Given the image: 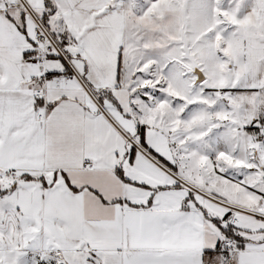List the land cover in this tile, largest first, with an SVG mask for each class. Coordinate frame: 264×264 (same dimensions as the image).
Instances as JSON below:
<instances>
[{
	"label": "snow or ice",
	"instance_id": "obj_1",
	"mask_svg": "<svg viewBox=\"0 0 264 264\" xmlns=\"http://www.w3.org/2000/svg\"><path fill=\"white\" fill-rule=\"evenodd\" d=\"M0 264H264V0H0Z\"/></svg>",
	"mask_w": 264,
	"mask_h": 264
}]
</instances>
